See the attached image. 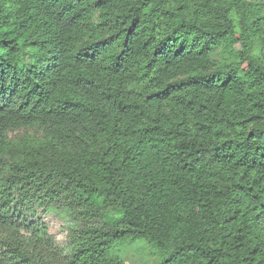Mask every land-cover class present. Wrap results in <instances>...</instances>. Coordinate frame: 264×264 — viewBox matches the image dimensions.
<instances>
[{"label":"trees","instance_id":"obj_1","mask_svg":"<svg viewBox=\"0 0 264 264\" xmlns=\"http://www.w3.org/2000/svg\"><path fill=\"white\" fill-rule=\"evenodd\" d=\"M141 240L264 264V0H0V264Z\"/></svg>","mask_w":264,"mask_h":264},{"label":"rangeland","instance_id":"obj_2","mask_svg":"<svg viewBox=\"0 0 264 264\" xmlns=\"http://www.w3.org/2000/svg\"><path fill=\"white\" fill-rule=\"evenodd\" d=\"M44 135L43 130L37 126L15 128L9 132L12 140H20L22 138H42ZM40 215L48 223L50 232L55 236L57 244L65 246L69 242V222L62 216L38 211ZM117 253L128 264H150L157 261L161 255L150 244L144 241L128 242L122 244L117 248Z\"/></svg>","mask_w":264,"mask_h":264}]
</instances>
